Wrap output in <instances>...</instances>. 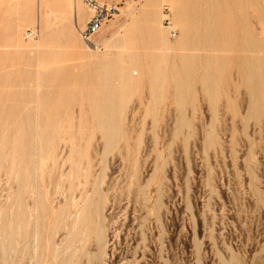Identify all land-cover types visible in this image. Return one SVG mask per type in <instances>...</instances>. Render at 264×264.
I'll return each mask as SVG.
<instances>
[{"label":"rangeland","instance_id":"rangeland-1","mask_svg":"<svg viewBox=\"0 0 264 264\" xmlns=\"http://www.w3.org/2000/svg\"><path fill=\"white\" fill-rule=\"evenodd\" d=\"M63 1L0 0V264H264V0H101L100 51Z\"/></svg>","mask_w":264,"mask_h":264},{"label":"built area","instance_id":"built-area-1","mask_svg":"<svg viewBox=\"0 0 264 264\" xmlns=\"http://www.w3.org/2000/svg\"><path fill=\"white\" fill-rule=\"evenodd\" d=\"M82 1L88 11H89V17L87 21L84 24V27L82 29H79V34L84 43L91 46L92 48H101L98 44L97 35L103 25L113 16L115 13V7L111 4H107L101 0H80ZM162 12L166 14V17L164 18V23L166 26L170 28V34L171 37H174L177 34V30L175 28H172L170 24V20L168 18V14L170 13V10L168 6L165 4L163 5ZM38 29L37 27L35 29H28L27 33L25 34L26 38H35L37 37Z\"/></svg>","mask_w":264,"mask_h":264},{"label":"bare ground","instance_id":"bare-ground-1","mask_svg":"<svg viewBox=\"0 0 264 264\" xmlns=\"http://www.w3.org/2000/svg\"><path fill=\"white\" fill-rule=\"evenodd\" d=\"M15 1H17V0H15ZM35 1V0H34ZM62 2H64L63 0H37V4H38V7H40V9L41 8H44V7H47L48 5H50V4H53V3H61V6H62ZM31 3V2H30ZM34 3V2H33ZM12 4H14V3H12ZM14 5H17V4H14ZM19 5V4H18ZM68 5H72V4H69L68 3ZM25 6V5H24ZM65 6H66V4H65ZM86 6V5H85ZM14 8V7H13ZM16 8V7H15ZM20 8L21 7H19V6H17V9H15V11H16V13H18L19 12V10H20ZM65 8V7H64ZM67 8V7H66ZM69 8V7H68ZM163 8V7H162ZM169 8V7H168ZM25 9V8H24ZM70 9H73V8H70ZM77 9V8H76ZM26 10V9H25ZM170 10V9H169ZM77 10H75V12H76ZM23 12V11H22ZM26 12V11H25ZM38 14H39V8H38ZM15 13V14H16ZM21 14V13H20ZM68 14H70V12L68 13ZM170 14V13H169ZM169 14H168V16H169ZM17 15V14H16ZM23 15H24V13H23ZM40 15V14H39ZM31 16V15H30ZM164 16V18L166 17V14H164L163 15ZM25 18L27 19L28 17H27V15H25ZM37 18H39V16L37 17ZM169 18V17H168ZM170 20V19H169ZM39 21V20H38ZM40 23V22H39ZM18 24V23H17ZM170 24H171V26H172V28H175V26L171 23V21H170ZM165 27H167L168 28V30H169V34H170V28L168 27V26H165ZM36 28V27H35ZM35 28H32V29H35ZM14 29V28H13ZM28 29H31V28H27L26 30H25V32H24V34H23V36L25 37V34L27 33V31H28ZM38 29V28H37ZM176 29V28H175ZM187 29V28H186ZM12 31H15V30H12ZM186 31V30H185ZM16 33H17V31H15ZM11 34H14V32L13 33H11ZM10 34V35H11ZM38 34V33H37ZM170 36H171V34H170ZM176 36V35H175ZM174 36V37H175ZM36 38V37H35ZM81 38V37H80ZM14 39H16V38H14ZM25 39H29V40H32V39H34V38H31V37H29V38H26L25 37ZM86 44V43H85ZM99 44V43H98ZM100 45V44H99ZM86 46L90 49H93L94 51L95 50H97V51H100V49L99 48H96V49H94V48H92L91 46H89V45H87L86 44ZM101 46V45H100ZM99 46V47H100Z\"/></svg>","mask_w":264,"mask_h":264}]
</instances>
